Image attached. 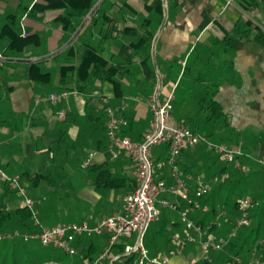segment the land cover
Returning <instances> with one entry per match:
<instances>
[{
	"label": "crops",
	"instance_id": "1",
	"mask_svg": "<svg viewBox=\"0 0 264 264\" xmlns=\"http://www.w3.org/2000/svg\"><path fill=\"white\" fill-rule=\"evenodd\" d=\"M60 1L0 0V54L4 57L0 77V169L7 176L20 179L44 228L50 227L43 224L47 216L41 218L42 200L30 196L27 190V185H31L33 192L44 185L33 179L38 174L48 178L57 174L61 181L68 162L78 161L75 171L83 174L84 184L79 188L72 186V193L77 203L87 204L81 221L88 220L91 226L122 212L128 194L125 189L96 188L93 166L108 164L113 176L137 185V169L126 153L120 151L118 159L112 158L101 97H106L117 115L128 121L121 134L137 142L149 128L151 99L158 94L165 98L176 86L171 125H182L188 120L189 127L210 135L213 142L240 149L247 160L246 173H252L250 170L258 167V161L264 160L262 0H234L232 4L226 0H103L93 15L100 0H95L90 11L71 4L57 5ZM10 15L17 17L21 37L31 39L19 50L8 49L10 39L4 35L3 27ZM64 17L68 21L62 22ZM89 47L95 48L110 66L118 68L113 76L117 83L103 76L80 91L70 73L66 89L61 82L62 68L78 66ZM36 64L42 72L50 73L48 82L35 79L36 68L35 78L30 76L29 71ZM66 90L76 95L58 105L45 100ZM38 98L44 100L37 102ZM211 102L221 110L217 111ZM59 110L68 111L66 121L56 120ZM68 146L70 149L65 150ZM84 152L86 156L82 157ZM91 154V164L86 167ZM212 155L204 145L185 149L181 154L180 169L195 180L192 189L201 180L210 184L209 193L216 187L213 179L219 175L220 166L214 163ZM167 157L164 146L152 151L156 178L172 185ZM257 177L255 173L246 182L253 184L254 193H264V174L262 180ZM1 197L7 211L27 208L14 191H6L0 178ZM224 198L225 193H218L204 206H220ZM164 199L179 209L188 208L169 192ZM162 212L146 235L151 256H160L168 264L235 263H227L222 252H205L199 242H186L187 236L197 237V233L185 228L178 211ZM190 215L197 224L206 223L204 227L198 224L206 232L204 239L216 241L228 238L235 220L225 216L212 222L201 211H192ZM107 244L106 235L78 238V257L69 264H82L86 258L97 257ZM56 250L30 242L22 251V264H62L51 258ZM117 251L118 248L114 249L113 255L119 254ZM255 255L256 251L248 264H262ZM238 259V264L246 263L245 259ZM123 261L121 258L112 263L108 259L103 264H124Z\"/></svg>",
	"mask_w": 264,
	"mask_h": 264
},
{
	"label": "built area",
	"instance_id": "2",
	"mask_svg": "<svg viewBox=\"0 0 264 264\" xmlns=\"http://www.w3.org/2000/svg\"><path fill=\"white\" fill-rule=\"evenodd\" d=\"M226 1L227 4L234 2V0ZM262 1L264 2V0ZM3 58V55L0 54V72L3 67ZM175 89L176 86L163 99L159 98V94L151 99L152 118L149 128L143 134L141 140L137 142L121 134V130L128 126V121L117 115V110L108 104L106 97L100 98L107 116L106 131L112 158L118 159L119 152L123 151L137 169V185L132 192L126 195L122 212L101 219L95 226H91L88 220H83L77 223L59 224L44 228L38 219L37 211L34 209V202L27 196L20 179L9 177L0 169V178L11 191L22 198L25 206L32 212L33 226L40 229L39 232L8 231L0 235V242L16 239L25 243L37 241L44 247L59 249L73 257L79 253L75 246L78 238L106 235L108 244L104 251L95 258L84 259L82 264H103L108 259L113 263L118 259L131 256H135V264H168L166 259L150 255L145 245V236L151 225L161 218L162 210L170 209L179 212L181 223L187 230L197 233V237L191 234L187 236L186 242H199L205 252L222 251L229 240L237 235L238 230L251 225V210L257 207L259 202L251 197L238 199L240 216L234 224L228 239L222 241L204 239L206 232L192 219L190 213L192 211L206 212L207 208L202 206L200 200L210 192L211 186L201 180L196 182V188L192 189V183L195 180L180 169L179 158L181 154L185 149L204 145L218 156L220 163L233 165L236 170L244 172L247 170L240 164L239 158L244 156L240 149H235L223 143H215L185 126L170 124L174 109ZM72 95H76V93L66 90L53 93L45 100L58 105ZM42 100L44 99L38 98L37 102ZM67 115V110H59L55 114L56 120L64 122ZM162 145L168 148L167 164L172 172V185L156 178V167L152 159V151ZM93 156V154L90 155L85 163L86 167L91 164ZM258 162L264 165V160L261 159ZM229 178L230 173L226 172L215 176L213 182L220 183L227 181ZM167 192L177 196L187 204L188 208L179 209L176 204L163 198L160 199ZM225 216L226 214L221 212L217 219L220 220ZM258 244L264 245V239L260 240ZM118 246H122L123 252L113 255V250ZM238 260L235 259L234 262Z\"/></svg>",
	"mask_w": 264,
	"mask_h": 264
},
{
	"label": "trees",
	"instance_id": "3",
	"mask_svg": "<svg viewBox=\"0 0 264 264\" xmlns=\"http://www.w3.org/2000/svg\"><path fill=\"white\" fill-rule=\"evenodd\" d=\"M61 4L57 5H63L71 4L75 8L80 9L82 11H90L95 4V0H61ZM62 22L68 21V18H62ZM64 27H67L65 25ZM4 35L10 39V44L8 49L10 50H19L21 47H25L31 42L30 38H22L21 33L18 29V19L15 15L8 16V22L3 27ZM36 68L37 77L35 78V73L33 72V69ZM118 68L114 66H110L108 61L104 59V57L98 53V51L95 48H87L86 52L83 56V59L81 60L80 64L78 66H69V67H63L62 68V84L66 89H68V85L70 82L68 81V77L70 76V73H73L76 79V83L78 84V88L80 91H85L87 89L88 84L93 81L94 79H101L103 76H105L106 80L112 83H117L114 79V74L117 71ZM2 70V69H1ZM30 76H34L35 79L41 80V82L46 83L49 81L50 73L48 72H42L40 70L39 65H33L32 69L29 71ZM1 77V72H0ZM211 106H214L217 111H220L221 108L214 102H211ZM93 113H90L89 116H93ZM68 117V116H67ZM67 120V119H66ZM65 120V121H66ZM104 123V122H102ZM101 123V124H102ZM188 120L186 122H183L182 126H185L187 128H190L192 131L197 133L196 128L191 126L189 127ZM200 134V133H197ZM202 135V134H200ZM126 136V135H125ZM203 136L210 139V135L206 136L203 134ZM211 140V139H210ZM222 140V139H221ZM212 141V140H211ZM222 140L221 142H223ZM224 144V143H223ZM164 146L166 149L167 146ZM207 149V148H206ZM212 159L214 160L215 164H219V175H222L226 172H229L230 178L227 181H222L220 183L215 184V188L212 190L211 193H208L206 196H204L200 202L203 207H205V201H210V199L215 197L218 193H225V198L220 204V206H217L215 203L212 204L211 208L207 209L206 212H203L206 214L205 218L211 219V221L218 220V216L221 212H224L226 214V217L232 220V217L237 219L240 216L237 199L242 198L244 190L248 188V185L251 183H247V179L250 178L251 175L256 173V177L258 176L262 180V176L264 174V165L263 164H257L258 167H255L253 169L256 170H250L252 173H246L244 171L236 170L233 165H225L219 162L218 156L211 151ZM244 156L239 158L240 164L246 168L247 160L243 159ZM108 164H104L101 166H93L91 171H96L97 175L94 180L95 187L98 189H105V190H121L125 189L127 193L132 192L136 185H131L129 181L125 178H117L113 176L111 173L110 168L108 167ZM183 171V170H182ZM185 174H187L185 171H183ZM234 175V177L232 176ZM45 175L38 174L33 179H37L39 181H42L45 179ZM257 177V178H258ZM135 186V187H134ZM6 191L10 192V188L7 184H5ZM228 187V188H227ZM258 185H255V190L257 189ZM225 188L228 190L226 191ZM253 196H250L251 198L257 200L259 202V205L251 210V219L252 223L249 227L241 228L238 230V233L235 237L231 238L229 242L226 244V246L223 248L222 252L223 256L225 257V260L227 263L234 262L235 259L243 258L245 259L246 263L248 264V259L252 255L254 251H256V257L264 264V245H259V241L264 239V193L256 190ZM232 195H239L238 198H232ZM245 197V196H244ZM163 214V213H162ZM224 219V218H222ZM233 220V226L236 222ZM199 225H202L203 227L206 226L205 222L198 223ZM0 229L2 230V234L6 233L8 231H20V232H39L40 229L38 227L33 226V220H32V212L28 208H18L13 212L7 211L5 205L3 204L2 197L0 198ZM214 229V226H213ZM233 229V228H232ZM92 239V238H89ZM228 239V238H226ZM23 247L29 243H25L22 241ZM85 247L86 244H83ZM118 248V251L116 253H122L123 248L121 246L116 247ZM85 249V248H83ZM16 254V253H15ZM90 254V253H86ZM115 263V262H114ZM124 264H135V256H131L129 258H125ZM234 264H238V262H235Z\"/></svg>",
	"mask_w": 264,
	"mask_h": 264
},
{
	"label": "rangeland",
	"instance_id": "4",
	"mask_svg": "<svg viewBox=\"0 0 264 264\" xmlns=\"http://www.w3.org/2000/svg\"><path fill=\"white\" fill-rule=\"evenodd\" d=\"M195 106L197 108V105ZM68 149H70L69 146L65 148V150H68ZM81 156L82 157L86 156L85 152L82 153ZM49 162L50 164L53 163L52 161H49ZM77 163L79 164L78 161L68 162L67 164L68 168H66L62 174V176H65L64 180L60 181L57 179L58 177L57 174L56 175L52 174L50 178L45 177V179L42 180V185L43 184L44 185L42 187L40 186L39 189H37L35 192H33L31 185H27V190L30 196H32L33 194V195H36L37 197H40L42 200V205H40L39 210L40 211L42 210V213H43L41 218L44 219L47 216V218L43 220V224L47 227H52V226L63 224V223L68 224V223H72L76 221H81L83 219L82 218L83 215L88 210L87 204L82 201H79L77 203L75 199L76 196L74 193H72V186L73 187L77 186L79 188L84 184L82 180L83 174L76 173L75 171V168L77 167L76 166ZM57 168L58 167L56 166L52 170L54 171ZM51 172H49V174L47 175L50 176ZM72 175L73 177L71 178L73 179H70V176ZM252 185L253 184L250 183L248 185V188L244 190L243 192H241L243 194V197L244 195L253 196L254 194H256L253 192V190H251V188H253ZM238 196L239 195H232V198L235 199V198H238ZM162 198L164 199V195L160 197V199ZM153 224L151 225V227L153 226ZM1 234H2V230L0 229V235ZM147 237L148 236H145V245L147 249L149 250L147 246ZM22 244H23L22 241L19 239L5 240V241L0 242V264H22L23 262L22 251L24 249ZM77 257L78 255L73 256V257L69 256L63 251H60L59 249L55 251L54 256H51V258H53L54 260L56 259L62 264H69L72 258H77ZM124 262L125 261H123V263Z\"/></svg>",
	"mask_w": 264,
	"mask_h": 264
},
{
	"label": "water",
	"instance_id": "5",
	"mask_svg": "<svg viewBox=\"0 0 264 264\" xmlns=\"http://www.w3.org/2000/svg\"><path fill=\"white\" fill-rule=\"evenodd\" d=\"M103 0H100V2L95 6L94 10L92 11V15L95 13V11L98 9V7L100 6V4L102 3ZM75 40V38H74Z\"/></svg>",
	"mask_w": 264,
	"mask_h": 264
}]
</instances>
